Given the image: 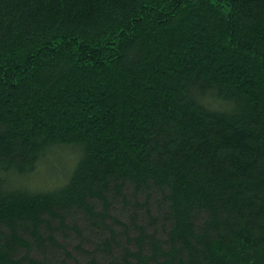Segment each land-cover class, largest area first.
<instances>
[{"label":"trees","instance_id":"1","mask_svg":"<svg viewBox=\"0 0 264 264\" xmlns=\"http://www.w3.org/2000/svg\"><path fill=\"white\" fill-rule=\"evenodd\" d=\"M0 264H264V0H0Z\"/></svg>","mask_w":264,"mask_h":264}]
</instances>
